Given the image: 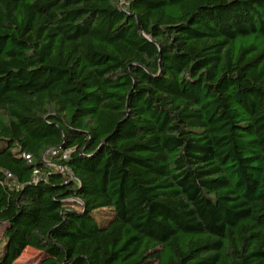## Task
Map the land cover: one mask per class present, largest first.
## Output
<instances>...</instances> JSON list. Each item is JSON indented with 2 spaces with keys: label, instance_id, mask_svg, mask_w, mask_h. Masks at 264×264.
<instances>
[{
  "label": "trees",
  "instance_id": "1",
  "mask_svg": "<svg viewBox=\"0 0 264 264\" xmlns=\"http://www.w3.org/2000/svg\"><path fill=\"white\" fill-rule=\"evenodd\" d=\"M32 243L264 264V0H0V264Z\"/></svg>",
  "mask_w": 264,
  "mask_h": 264
},
{
  "label": "rangeland",
  "instance_id": "2",
  "mask_svg": "<svg viewBox=\"0 0 264 264\" xmlns=\"http://www.w3.org/2000/svg\"><path fill=\"white\" fill-rule=\"evenodd\" d=\"M40 247L35 244H30L22 252V254L16 260L17 264H36L40 257Z\"/></svg>",
  "mask_w": 264,
  "mask_h": 264
},
{
  "label": "built area",
  "instance_id": "3",
  "mask_svg": "<svg viewBox=\"0 0 264 264\" xmlns=\"http://www.w3.org/2000/svg\"><path fill=\"white\" fill-rule=\"evenodd\" d=\"M23 156H25L26 158L29 159V155H23ZM65 156H66V155H64V157H65ZM58 168H59L60 171H68V169H67L66 167H61V166H60V167H58ZM34 173H36V171H35ZM7 176H8V177H11V174L8 173Z\"/></svg>",
  "mask_w": 264,
  "mask_h": 264
}]
</instances>
